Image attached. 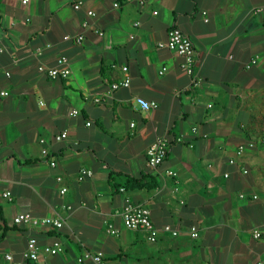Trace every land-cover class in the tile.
<instances>
[{
    "label": "crops",
    "instance_id": "0c3cea01",
    "mask_svg": "<svg viewBox=\"0 0 264 264\" xmlns=\"http://www.w3.org/2000/svg\"><path fill=\"white\" fill-rule=\"evenodd\" d=\"M21 1L0 0V264H94L77 261L84 252L108 264L264 263V0ZM173 27L192 42V76L157 47ZM60 58L67 78L38 71ZM125 77L129 87L111 90ZM136 97L155 107L143 111ZM160 137L169 148L152 171L146 150ZM80 169L92 175L79 181ZM126 198L178 235L150 243L125 229ZM20 213L64 223L13 224ZM30 238L62 251L25 261Z\"/></svg>",
    "mask_w": 264,
    "mask_h": 264
},
{
    "label": "built area",
    "instance_id": "2783aa9c",
    "mask_svg": "<svg viewBox=\"0 0 264 264\" xmlns=\"http://www.w3.org/2000/svg\"><path fill=\"white\" fill-rule=\"evenodd\" d=\"M28 0H22V4H26ZM80 2L74 5L75 9L80 8ZM117 4L114 5L116 7ZM86 15L88 17H93L95 14L89 10L87 11ZM137 25V24H136ZM82 27H87V22L84 21L82 23ZM102 33H99L101 36ZM67 39V38H64ZM82 40L81 36H78L76 41L79 42ZM158 48H166L170 51L175 52L180 58V69L185 72L187 75L192 76L194 73V57H195V51L192 45V42L190 39L184 35L179 29L177 28H170L166 33V38L164 41L159 42L157 44ZM1 52V50H0ZM256 63V60H252L250 64L246 66V68H250L251 65H254ZM123 72L127 71V68H122ZM164 70V69H163ZM38 71L43 73L46 78L49 80H59V79H65L69 76L70 70L68 68L67 59L60 58L57 61V65L53 67H44L39 66ZM130 80L128 77H125L119 82L111 84V90H116L118 88H127L129 87ZM8 93L3 91L0 92V98L1 97H7ZM135 104L140 107L143 111H148L155 107L154 103H151L141 97H136L134 100ZM78 112L73 111L71 115H77ZM86 126H90V123L87 122ZM193 130H195L193 128ZM67 138L66 132H62L54 137V140L59 142ZM41 143H43V140H41ZM169 140L166 137H160L157 138L155 141H153L148 149L146 150V158H147V166L149 170L156 171L158 167L162 165L164 162L165 157L167 156L168 148H169ZM264 143V141H262ZM252 148L254 147V143L249 142L246 146H239L236 154L241 155L244 151V148ZM42 155L47 157L48 151L44 148L41 151ZM230 164L233 163V161L229 162ZM56 166V163L54 161L50 162V167L54 168ZM244 174L247 173L246 170L243 171ZM92 175V172L87 169H80L78 173V180L82 181L85 177H90ZM167 176H174L175 174L172 171H166ZM224 177H227V174L224 175ZM56 181L58 183H61L62 177L57 176ZM66 188L64 186L59 188V194L61 196H64L66 192ZM120 191H123L121 188ZM240 197L243 198L241 195ZM3 198L10 199V193L5 192L3 193ZM255 198V197H253ZM70 206L65 207V209L70 210ZM120 217L122 220V224L125 229L131 230V231H142L146 233L147 241L150 243H154L157 240V237L160 233L163 234H169L172 237H175L178 235V231L173 229L169 225H164L161 228H157L154 226L150 219V212L147 208L143 207L140 204H133L130 202L128 198L125 199L124 206L120 212ZM64 220L60 217L56 218H35L31 216L29 213H20L16 215L13 218V224L20 225V224H31L32 226H49L53 229H60L63 226ZM2 227V219L0 216V228ZM107 227V233L114 235L117 234L118 230L113 227V225H110L106 223ZM189 235L191 238H196L197 233L195 228H191ZM261 236L260 232L255 231L253 233V237L255 239H258ZM62 251V245L60 241L54 240L51 244L45 245L43 247H39L36 240L34 238H30L26 242L25 249L22 253V257L25 261L29 262H35L37 261L40 254H43L44 256H55L61 253ZM6 261L12 260V255L9 253H5L2 256ZM91 259L94 264H108V261L105 259L102 252H96V253H90V252H84L82 256L78 258V262H83L84 260ZM46 264V263H44ZM256 264H264L263 262H257Z\"/></svg>",
    "mask_w": 264,
    "mask_h": 264
},
{
    "label": "trees",
    "instance_id": "16d2710c",
    "mask_svg": "<svg viewBox=\"0 0 264 264\" xmlns=\"http://www.w3.org/2000/svg\"><path fill=\"white\" fill-rule=\"evenodd\" d=\"M135 184L136 186H139V183H140V180H138V179H134V178H132V177H126V183H125V185H127V184Z\"/></svg>",
    "mask_w": 264,
    "mask_h": 264
}]
</instances>
